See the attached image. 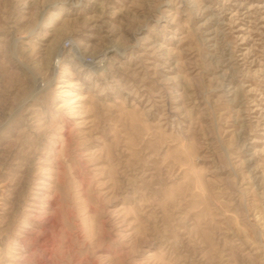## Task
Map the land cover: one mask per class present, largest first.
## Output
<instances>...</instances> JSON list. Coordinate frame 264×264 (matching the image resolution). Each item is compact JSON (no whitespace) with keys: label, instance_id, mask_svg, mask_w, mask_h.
Returning <instances> with one entry per match:
<instances>
[{"label":"rangeland","instance_id":"rangeland-1","mask_svg":"<svg viewBox=\"0 0 264 264\" xmlns=\"http://www.w3.org/2000/svg\"><path fill=\"white\" fill-rule=\"evenodd\" d=\"M0 264H264V0H0Z\"/></svg>","mask_w":264,"mask_h":264},{"label":"built area","instance_id":"built-area-1","mask_svg":"<svg viewBox=\"0 0 264 264\" xmlns=\"http://www.w3.org/2000/svg\"><path fill=\"white\" fill-rule=\"evenodd\" d=\"M65 45H66V46L70 45V41H69V40H68V41H66ZM88 61H89V62H92V61H93V59H92V58H88Z\"/></svg>","mask_w":264,"mask_h":264},{"label":"bare ground","instance_id":"bare-ground-1","mask_svg":"<svg viewBox=\"0 0 264 264\" xmlns=\"http://www.w3.org/2000/svg\"><path fill=\"white\" fill-rule=\"evenodd\" d=\"M76 49V48H75ZM76 52L78 53L79 51L78 50H76ZM78 57V56H77ZM104 59V58H103ZM102 59V60H103ZM98 60H100V58L98 59ZM58 61H59V57L56 59V62H55V64H57L58 63ZM101 61V60H100ZM93 62V61H92ZM91 63V62H90ZM95 63V62H94ZM98 63V62H97ZM104 63V62H103ZM93 65V64H92ZM20 192V191H19Z\"/></svg>","mask_w":264,"mask_h":264}]
</instances>
